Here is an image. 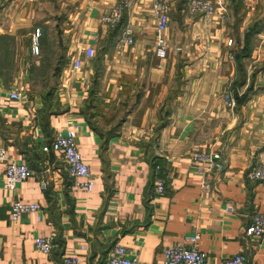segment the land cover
<instances>
[{"label": "crops", "instance_id": "crops-1", "mask_svg": "<svg viewBox=\"0 0 264 264\" xmlns=\"http://www.w3.org/2000/svg\"><path fill=\"white\" fill-rule=\"evenodd\" d=\"M151 1L66 0L62 65L50 102L28 89L21 70L19 87L7 86L14 57L0 77V148L32 171L7 192L0 164V264H62L69 256L102 264L115 245L138 264H162L167 248L195 235L209 264L241 252L264 264V236L245 237L251 216L264 213V183L247 176L264 163V93L238 98L234 110L222 101L227 83L234 90L237 83L235 55L242 47L233 31L248 30L259 2L210 0L217 11L205 22L186 12L187 0H165L167 54L159 59ZM124 3L121 25L100 23ZM123 27L132 32L131 45L118 44ZM0 35L13 49L14 32ZM15 90L20 101L9 99ZM71 126L95 181L89 193L76 187L79 180L67 174L59 155L41 150ZM215 151L226 167L203 190L191 155ZM158 182L162 194L155 193ZM15 200L38 204L40 212L12 223ZM42 237L55 240L48 256L35 250L34 240Z\"/></svg>", "mask_w": 264, "mask_h": 264}, {"label": "built area", "instance_id": "built-area-1", "mask_svg": "<svg viewBox=\"0 0 264 264\" xmlns=\"http://www.w3.org/2000/svg\"><path fill=\"white\" fill-rule=\"evenodd\" d=\"M245 2L247 0H239ZM128 4H120L111 9L107 14L100 18V23L114 27L121 25L124 7ZM168 4L165 0H152L151 10L156 18L154 49L155 55L159 59H164L167 54V40L165 33L169 27V11ZM217 8L210 0H187L186 12L190 15H199L205 22L209 21L215 14ZM39 32V31H38ZM133 43L132 32L127 27L121 30L119 45H131ZM228 46L232 45V41L228 40ZM33 49L38 51L36 45ZM86 56H93L92 49L86 50ZM231 60L232 56H228ZM75 68L80 66V61L75 60L73 63ZM9 99L20 101L21 94L18 91H11ZM222 101L226 108L234 110L236 108L235 90L232 83H227L223 94ZM42 152L45 154H57L62 160L67 174L76 180V187L87 193L93 190L95 185L94 178L89 167L83 161L78 150L76 140V127L71 126L55 133L53 139L42 146ZM191 160L195 163L196 171L201 177L200 186L203 190H207L211 186L213 177L220 175L226 167V159L221 152H195L191 155ZM0 164H5L4 170V190L7 192H15L18 186L31 177L32 171L24 164H18L13 160H9L5 150L0 148ZM156 169H158L156 167ZM248 179L253 182L264 183V163H258L253 166L248 174ZM44 187V183H42ZM164 187L162 182H158L155 186V193L162 194ZM40 212L38 204H25L18 200L11 203L10 221L15 223L23 214ZM264 236V213H255L251 216L248 227L245 230L247 239L262 238ZM199 237L197 235L185 239L183 242L167 248L163 252L162 264H209L204 253L200 252L197 247ZM54 237H42L34 240L35 250L42 255H50L54 247ZM62 264H80L76 256L65 257ZM102 264H138L136 259L129 256L125 248L121 245H115L110 255ZM221 264H252L251 257L246 252H241L233 257L225 258Z\"/></svg>", "mask_w": 264, "mask_h": 264}, {"label": "rangeland", "instance_id": "rangeland-1", "mask_svg": "<svg viewBox=\"0 0 264 264\" xmlns=\"http://www.w3.org/2000/svg\"><path fill=\"white\" fill-rule=\"evenodd\" d=\"M257 1L259 2L257 14L247 27L249 31L240 34L235 29L233 31L237 38L236 41L233 38L232 40L241 47H245L246 33L251 38L248 40L250 46L246 54H239L243 55L242 61H236L239 70L236 75L235 94L240 99L244 97L246 85L251 86L256 92L264 93V0ZM233 2L239 1L233 0ZM68 5L66 0H0V34L6 32L15 34L11 37L14 48L10 49L6 56L8 67L12 66L13 57L16 64L7 75L10 83L8 87H19L25 75L29 78L28 89L40 95L46 97L51 89L55 88L58 78L54 71L63 58V49H60L59 42L64 31L62 27L63 21L67 18ZM235 7L234 4L233 8ZM228 15L229 21L233 22L230 14ZM255 22L259 23L255 25ZM253 29L258 33L252 35ZM34 45L37 46L38 51L33 49ZM241 49L238 51L240 52ZM20 70L23 71V75L20 74ZM239 93L242 96H239Z\"/></svg>", "mask_w": 264, "mask_h": 264}, {"label": "trees", "instance_id": "trees-1", "mask_svg": "<svg viewBox=\"0 0 264 264\" xmlns=\"http://www.w3.org/2000/svg\"><path fill=\"white\" fill-rule=\"evenodd\" d=\"M259 22H255L254 24L256 25V24H258ZM253 24V25H254ZM259 30V29H258ZM249 31V30H248ZM247 31V32H248ZM252 35H254V34H256V33H258L257 32V30H255V29H253L252 31ZM249 38H250V35L248 34L247 35V33L244 35V40H245V42H244V46L245 47H242V49H241V51L239 52L238 50V53L236 54V56H235V58H236V61H238V62H241L242 61V58L241 57H243V55L241 56V55H239V54H246L245 52L248 50V46H250V44H249V42H248V40H249ZM251 39V38H250ZM244 48V49H243ZM242 50H243V52H242ZM8 51H9V43H8V37L7 36H2V35H0V77H4L5 75H7L8 74V72H6L5 70L8 68V63H7V60H6V56L8 55L7 53H8ZM237 55H239V56H237ZM61 65H62V62L60 61V63H58L57 64V66L55 67V76L57 77V78H59V74H60V67H61ZM54 91H55V88H53V89H51V92L49 93V95H47L46 97H45V102L48 100L49 102H50V98H52V96H53V94H54ZM253 93H254V90L252 89V87L251 86H249V87H247L246 88V91H245V93H244V97H242L241 99H240V101H244V100H247V99H249L250 98V96L251 95H253ZM235 99H236V103H237V100H238V98H237V95L235 94ZM110 134H112V133H110Z\"/></svg>", "mask_w": 264, "mask_h": 264}]
</instances>
